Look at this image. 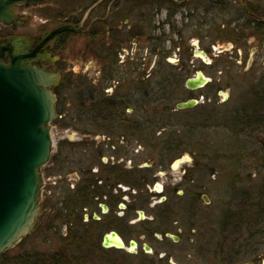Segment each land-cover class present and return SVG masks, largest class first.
<instances>
[{"label": "flooded vegetation", "instance_id": "1", "mask_svg": "<svg viewBox=\"0 0 264 264\" xmlns=\"http://www.w3.org/2000/svg\"><path fill=\"white\" fill-rule=\"evenodd\" d=\"M170 1L153 0L147 2L146 9L133 10L131 0H98L97 4L103 6L98 25L102 27L104 38L110 39L112 34H116L125 41L117 50V62L112 68L100 64L99 79L86 78L83 81L85 91L94 95L82 97L81 106L76 104L77 97L69 99L56 94L63 79L59 64L65 47V35L76 32H60L37 51L44 58L41 60L43 66L61 74L59 83L52 88L56 96L57 117L51 124L63 130V136L53 143L48 166L43 170V176L49 179L50 186L45 187L42 179L45 190L43 196L41 193L43 202L42 205L39 203V210L41 208L52 215L56 221L61 220L67 229L72 226L73 230L86 233L87 238L90 237L101 247L104 235L115 232L126 248H103L139 257L142 260L140 264H171L172 257H178L173 248L187 240L192 241L186 238L184 232L194 230L191 227L195 223L192 218L196 217L194 205L198 199L205 203L209 200L201 193L200 185H196L195 175L203 166L204 154L200 153V146L187 145L176 124L166 122L173 113L169 112L170 107L162 105L168 97L153 95V86H163L167 81L156 83L148 79L156 68V64H152L150 48L147 50L151 57L149 61L140 60L146 68L152 64L149 72L143 69L137 74L133 70L134 62L130 61L128 66L124 64L125 60L136 59L132 51L127 52L128 48L132 50L135 41L133 29L137 25L131 20L133 13H146L143 19L148 20L147 25L143 19L140 23L145 39L163 37L180 42L190 31L198 40L213 35L214 43L227 42L229 49H235L238 45V55L247 49L251 39L256 40L255 53L258 52L263 63L257 71V63H252L248 72L250 77L256 73L257 79L252 81L256 85L247 89L249 97L245 99L243 108L244 130L264 134V0ZM217 17L223 20L213 22ZM85 20L83 18L77 27L70 20L54 25L49 20L51 27L31 28L24 35L15 33L17 26H8L12 29L11 34L0 40L11 36L33 39L30 49L33 50L50 31L62 25L81 27L80 32L88 33L94 22ZM205 28L209 31L205 32L207 35L203 33ZM192 48L188 60L194 56L193 45ZM197 48L205 52L208 62L194 57L205 65L210 64L211 51L199 48V45ZM213 51L221 54L217 55L218 61L223 58V51ZM43 52L48 56H43ZM122 53L124 60L120 57ZM4 61L8 62V59ZM197 71L202 70L196 68L189 77ZM256 93L260 96H255ZM222 97L226 99L228 95ZM212 98L207 97V102H211ZM79 107L82 112L77 111ZM175 110L179 109L175 107ZM256 122L257 128H250ZM184 152L185 155L182 154ZM262 189L257 202L259 226L264 222V182ZM187 221L189 225L186 227ZM123 226H129V234L133 237L128 241L121 236L119 229ZM92 232L98 233L95 240L91 237Z\"/></svg>", "mask_w": 264, "mask_h": 264}, {"label": "rangeland", "instance_id": "2", "mask_svg": "<svg viewBox=\"0 0 264 264\" xmlns=\"http://www.w3.org/2000/svg\"><path fill=\"white\" fill-rule=\"evenodd\" d=\"M91 3V0H48L35 6L17 5L15 13L25 16L26 20L14 31L16 34L24 35L31 28H49L51 27L49 20L53 22L52 25L57 22L62 23L64 20L75 21L77 23L73 24L76 27L81 25L83 18L91 23L98 22L103 6ZM164 18L165 14L161 16L162 20ZM221 20L223 19L217 17L213 22L219 23ZM203 30L205 35L209 33L206 28ZM11 32V27L0 24V38L6 37ZM214 37L207 35L198 40L193 37L192 32L187 31L182 40L189 53L192 52L194 41L198 43L199 48L211 51L209 53L211 61L208 65L201 63L200 59L194 56H191V60L186 58L187 60L182 61L177 45L167 40L162 51L166 54V58L161 61L159 56L152 57V64L160 60L164 67L154 68L152 76L148 78L157 83L163 79V75H169L168 79L172 81V76H176L178 67L183 63L184 69L189 70L191 74L196 68L201 69L211 80L208 85L190 91L191 94L187 89L183 90L182 85L181 87L170 85L164 91L169 98L164 100L162 105L170 107L169 112H173L166 122L176 124V129H180L185 143L198 144L200 153L204 154L201 162L203 166L195 176L196 185H200L201 193L209 200L205 203L198 199L194 205L196 217L192 218L195 223L191 226L194 230L189 233L184 232L186 238L192 241L187 240L173 248L178 257H172L171 264H264V222L259 226L255 208L263 191L264 134H248L243 125L244 102L249 97L247 89L256 85L252 81L257 79L256 73L255 76L250 77L251 74L248 75V72L252 68V63H257L255 71L259 70L263 60L257 55L258 52L255 53L258 43L254 39H251L250 45L246 44L249 45L247 49L238 55L237 51L240 50L238 45L235 49H229L227 42L214 43ZM131 47L132 50L128 48L127 52L132 51L136 59L125 60L124 64L128 66L130 61L134 62L133 70L137 74L143 69L149 72L152 64L146 68V65L140 62L141 59L147 62L148 58H151L147 53L148 44L142 41L133 42ZM212 48L223 51L221 60H217V55L221 56V54L214 53ZM246 54L249 58L245 56ZM120 57L124 60L123 53ZM59 66L62 69L63 79H66L62 82V95L69 99L75 97L77 91L74 88L66 89L65 85L70 80L83 82L86 78L99 79L101 65L88 42L86 33L76 32L65 35V47ZM134 76L136 77V74ZM153 87L154 94L155 92L158 96L164 94L161 86L160 89L156 88L158 87L156 84ZM224 94H227L228 98H223ZM189 96L197 97L201 101L192 108L175 110V104L186 100ZM209 96L213 97L210 99L211 102L206 100ZM202 101L204 103H201ZM50 125L51 137L55 144L63 136V130L57 125L51 123ZM182 154L185 155V152ZM47 166L48 164H45L41 169L45 187L50 186L49 179L43 176V170ZM44 190L45 188L42 187V196ZM42 196L39 197L40 205L43 202ZM188 225L187 221L186 227ZM69 227L73 230L72 226ZM68 230L69 228L64 227L61 220H54L52 215L46 214L40 208L33 231L13 248L8 249L7 258L10 259L17 253L53 251L60 244L58 238L64 237ZM119 230L126 241L133 238L129 234V226H123ZM97 234L92 232L93 240L97 238ZM87 240L92 241L90 237ZM107 256V261H114L117 264H140L142 261L139 257L124 256L112 251L107 252ZM96 262L101 264L102 261L96 258Z\"/></svg>", "mask_w": 264, "mask_h": 264}, {"label": "water", "instance_id": "3", "mask_svg": "<svg viewBox=\"0 0 264 264\" xmlns=\"http://www.w3.org/2000/svg\"><path fill=\"white\" fill-rule=\"evenodd\" d=\"M42 1L0 0V24L13 28L23 25L26 17L15 13L16 6H35ZM63 31L80 32L81 27L59 26L33 50H30L33 39L11 36L0 40V255L29 235L38 218L41 169L50 159L53 145L50 123L57 117L52 88L59 83L61 74L43 66L44 58L37 51ZM193 45L194 56L208 62L196 41ZM43 56L48 53L43 52ZM209 81L202 71H197L185 79L184 86L195 90ZM200 101L187 99L177 102L175 107L192 108ZM130 244L133 247V242ZM102 246L126 248L115 232L104 235Z\"/></svg>", "mask_w": 264, "mask_h": 264}, {"label": "trees", "instance_id": "4", "mask_svg": "<svg viewBox=\"0 0 264 264\" xmlns=\"http://www.w3.org/2000/svg\"><path fill=\"white\" fill-rule=\"evenodd\" d=\"M92 5L96 4L98 0H91ZM133 1V10L137 9H146L145 6L147 2L153 1V0H131ZM154 1H165V0H154ZM170 1V0H169ZM172 4V2L170 1ZM90 4V5H91ZM146 17L145 12H137L133 13V22L136 23L137 28L133 29V39H135L134 42H146L148 44V48H150L151 52L155 56H159V59L162 61L166 58V54H163L162 51H164L165 44L167 40H171L173 44L177 45V48L180 50V59L182 61L187 60L188 56L191 54L187 52L185 46L182 44L183 38L180 40H173L169 38H163V37H154L152 39L150 38H143V31L140 27V23H142V19ZM123 20V17H121ZM146 20V19H143ZM147 21L145 22V25H147ZM71 23H76L75 21H71ZM139 24V26H138ZM134 25V24H133ZM102 27L98 25V22H94V25L92 28L86 33V36L88 38V42L90 46L92 47L94 54L100 64H104L107 66V68H112L116 62H117V50L120 48L121 44L125 41L124 39L118 37L116 34H112V37L110 39H105L104 35L102 34L103 32L101 31ZM157 61L156 67L157 68H162L164 67L161 63V61ZM179 70L176 76H172V81L169 78V75H163L164 81H167L163 86L161 87H156L158 89L161 88L163 92L165 91V88H169L171 85L172 87H181L184 88L183 90H186L184 87V82L185 79L189 77V74L191 72L185 68V65L183 63L180 64L178 67ZM190 72V73H188ZM65 77V76H64ZM66 81L64 78L62 82ZM72 82H74L72 84ZM66 89H76V96L77 101L76 104L78 106L82 105V97L88 96V95H94L92 92L87 93L85 91V86L84 83L79 81L76 82L70 80L68 84L65 85ZM62 90L63 86L61 84V87L58 89L56 92L57 96L62 95ZM182 90V91H183ZM191 94V92L189 91ZM167 93L164 92L163 95L159 96H166L169 98ZM153 95H157V92ZM255 96H260V94L256 93ZM193 96H189L191 98ZM78 112H82V108L79 107L77 109ZM240 123V122H239ZM243 125L245 127V122L243 121ZM257 128V122L254 123L253 125H250V128ZM254 132L250 129L248 134H253ZM256 133V132H255ZM256 216L257 214V209L259 208V204L256 205ZM254 226V225H253ZM87 235L86 233L82 231H77V230H69L65 233L64 237L58 238V241L60 244L58 247L50 252H26V253H17L13 255L10 259L7 258V253L9 250H7L5 253L0 255V264H99L96 262V258H99L101 264H117L114 261H107L108 256L107 252L112 251V252H117L120 253L124 256H128L126 254L121 253L120 251L117 250H107L104 249L103 247L100 246L99 243L93 242V241H88L87 240ZM106 259V260H105Z\"/></svg>", "mask_w": 264, "mask_h": 264}]
</instances>
